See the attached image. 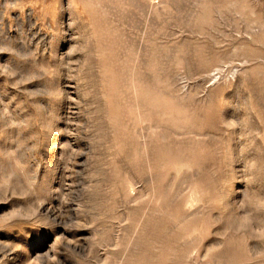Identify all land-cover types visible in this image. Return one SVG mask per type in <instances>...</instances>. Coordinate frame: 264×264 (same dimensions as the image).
<instances>
[{
	"label": "rangeland",
	"instance_id": "374dc122",
	"mask_svg": "<svg viewBox=\"0 0 264 264\" xmlns=\"http://www.w3.org/2000/svg\"><path fill=\"white\" fill-rule=\"evenodd\" d=\"M0 264H264V0H0Z\"/></svg>",
	"mask_w": 264,
	"mask_h": 264
}]
</instances>
